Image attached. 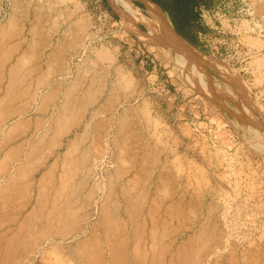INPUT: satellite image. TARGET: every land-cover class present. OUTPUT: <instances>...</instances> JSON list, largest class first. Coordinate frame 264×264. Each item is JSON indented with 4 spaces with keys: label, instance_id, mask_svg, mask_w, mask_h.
<instances>
[{
    "label": "rangeland",
    "instance_id": "1",
    "mask_svg": "<svg viewBox=\"0 0 264 264\" xmlns=\"http://www.w3.org/2000/svg\"><path fill=\"white\" fill-rule=\"evenodd\" d=\"M218 2L198 79L102 0H0V264H264V0Z\"/></svg>",
    "mask_w": 264,
    "mask_h": 264
},
{
    "label": "bare ground",
    "instance_id": "2",
    "mask_svg": "<svg viewBox=\"0 0 264 264\" xmlns=\"http://www.w3.org/2000/svg\"><path fill=\"white\" fill-rule=\"evenodd\" d=\"M133 1L108 0V3L117 13L123 26L143 43L171 50L198 79L201 77V73L206 72L205 67L216 71L220 77H225V64L181 40L159 6L150 0H136L143 4V12ZM139 24L145 29L142 30Z\"/></svg>",
    "mask_w": 264,
    "mask_h": 264
},
{
    "label": "trees",
    "instance_id": "3",
    "mask_svg": "<svg viewBox=\"0 0 264 264\" xmlns=\"http://www.w3.org/2000/svg\"><path fill=\"white\" fill-rule=\"evenodd\" d=\"M160 7L164 15L172 24L174 31L204 54H209L203 37L213 30L205 24L203 13L212 14L217 8L218 0H150ZM134 3L144 12V6L138 1ZM105 10L117 19V15L108 6L106 0H102ZM144 29L142 26H139ZM150 64L148 63L147 67Z\"/></svg>",
    "mask_w": 264,
    "mask_h": 264
},
{
    "label": "crops",
    "instance_id": "4",
    "mask_svg": "<svg viewBox=\"0 0 264 264\" xmlns=\"http://www.w3.org/2000/svg\"><path fill=\"white\" fill-rule=\"evenodd\" d=\"M134 1H136V0H134ZM133 1V2H134ZM139 2V1H138ZM141 3V2H140ZM135 4V3H134ZM155 4V3H154ZM109 6V5H108ZM113 11V10H112ZM114 12V11H113ZM116 14V13H115ZM136 41H137V43H138V46H139V48H140V45L142 46V47H146V45L144 44V43H141L140 41H138L137 39H136ZM146 51H148V50H146ZM141 53H144V50H141Z\"/></svg>",
    "mask_w": 264,
    "mask_h": 264
},
{
    "label": "water",
    "instance_id": "5",
    "mask_svg": "<svg viewBox=\"0 0 264 264\" xmlns=\"http://www.w3.org/2000/svg\"><path fill=\"white\" fill-rule=\"evenodd\" d=\"M106 2H107V4L109 5V3H108V0H106ZM109 7L111 8V6L109 5ZM117 15V14H116ZM178 35V34H177ZM179 36V38H181V40H183L186 44H188L189 46H191V47H193V48H195L194 46H192L190 43H188L185 39H183L180 35H178ZM196 49V48H195Z\"/></svg>",
    "mask_w": 264,
    "mask_h": 264
}]
</instances>
